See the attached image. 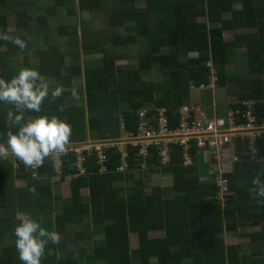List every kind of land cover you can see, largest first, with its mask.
I'll list each match as a JSON object with an SVG mask.
<instances>
[{"label":"trees","instance_id":"16d2710c","mask_svg":"<svg viewBox=\"0 0 264 264\" xmlns=\"http://www.w3.org/2000/svg\"><path fill=\"white\" fill-rule=\"evenodd\" d=\"M0 33L26 44L0 40V79L34 68L49 87L40 112L20 109L23 122L55 116L71 125L67 144L103 142L104 152L83 150V173L73 151L59 156L60 173L51 153L35 176L10 151L0 159V264H22L13 230L25 217L60 235L41 264H264V198L253 183L264 182V144L257 158L233 164L221 196L202 180L214 161L191 151L187 163L171 144L167 164L152 148L143 167L137 148L126 144L123 156L117 145L123 129L136 132L142 107H165L173 119L193 102L208 61L217 80L206 89L223 88L232 107L257 100L264 111V0H0ZM239 56L240 76L229 68ZM9 111L17 109L0 102L5 147L19 127Z\"/></svg>","mask_w":264,"mask_h":264},{"label":"built area","instance_id":"2783aa9c","mask_svg":"<svg viewBox=\"0 0 264 264\" xmlns=\"http://www.w3.org/2000/svg\"><path fill=\"white\" fill-rule=\"evenodd\" d=\"M206 65L210 68L211 74L207 83L199 84L198 89L204 90L215 86L217 80L215 69L210 61ZM190 87L194 88L192 83ZM237 101H234L238 104L235 107L225 104L224 112L221 114L217 112L214 102L211 104V111L199 103L181 104L174 109L173 119L168 116L165 107L153 109L142 107L138 112L136 132L123 129L117 145L122 149L123 156L127 155L126 144L130 143L132 147L137 148L136 154L144 158L143 167L146 165L145 158L151 155L152 148L158 151L160 162L167 164L170 159L171 144L183 149V157L187 163L193 162L191 151L195 158L200 157L202 160L200 163L209 166L214 161L215 163H211V170L202 180L214 181L221 196V193L229 190V180L224 175L231 171L233 164L241 161L244 155H249L251 159L257 158L264 144V111L259 107V101L254 99ZM173 121L174 126H172ZM122 128H124L123 123ZM102 143L87 141L66 144L63 152L52 153L54 170L60 173L59 156L73 151L76 153L74 164L79 172L83 173L82 151H90L94 148L103 159ZM17 164L19 168L18 162L14 165ZM25 168L31 170L33 176L36 175L37 168L28 166Z\"/></svg>","mask_w":264,"mask_h":264},{"label":"clouds","instance_id":"9594fccd","mask_svg":"<svg viewBox=\"0 0 264 264\" xmlns=\"http://www.w3.org/2000/svg\"><path fill=\"white\" fill-rule=\"evenodd\" d=\"M0 40H10L20 49L26 47L25 41L18 36L0 33ZM62 91V86H57L51 91V96L58 97ZM48 95V84L34 68H22L8 81L0 79V102L9 103L17 109L16 112L9 111L7 118L19 126L15 133L8 132L7 147L0 144V159L7 158L10 151L11 155L22 161L25 166L39 168L50 153L65 150L72 133L71 125L66 121L55 116H39L23 122L24 113L20 109L40 112L41 103ZM73 95H76L75 91ZM253 183L257 186L255 195L264 198V182L257 178ZM30 191L35 192V189ZM13 232L16 237L15 248L22 264H41L46 245L49 242L58 244L60 241L59 233L46 230L28 217L21 219ZM48 254L51 255V249Z\"/></svg>","mask_w":264,"mask_h":264},{"label":"rangeland","instance_id":"374dc122","mask_svg":"<svg viewBox=\"0 0 264 264\" xmlns=\"http://www.w3.org/2000/svg\"><path fill=\"white\" fill-rule=\"evenodd\" d=\"M104 23H106V21L104 20ZM227 39H232L231 36L227 35L226 36ZM192 54V53H190ZM101 54L99 53H96L94 54V56H91L92 58L94 59H97L98 57H100ZM84 57H87L86 55L83 56ZM245 60H244V56H239V57H236V61L233 62L229 68H230V72L234 73V74H237L238 76H240L241 74H243V71L245 70L246 68V65H245ZM203 93H205L204 95V102H206V104H213V102L215 103L216 107H222L226 100L229 101V99H232L231 97H227V95H225V91L223 88H215L211 91V89H206L203 91ZM227 98V99H226ZM191 102V101H190ZM13 168H15V170L17 171L18 169V164L17 165H14ZM165 178V176H163ZM163 177H160L158 178V176H154L152 177V180L153 181H159L160 184H164V181L165 179ZM151 180V178H150ZM18 185H22L19 183V181L17 182ZM60 194H61V190L60 189H57ZM162 232H153V236H157V235H161ZM227 237H231L233 234H230V233H226L225 234Z\"/></svg>","mask_w":264,"mask_h":264},{"label":"crops","instance_id":"0c3cea01","mask_svg":"<svg viewBox=\"0 0 264 264\" xmlns=\"http://www.w3.org/2000/svg\"><path fill=\"white\" fill-rule=\"evenodd\" d=\"M205 90H206V89H205ZM203 91H204V90L201 89V90H199V91H196V93H194V95H193V97H192L193 102L195 101V102L199 103L201 106L206 107V108L208 109V111H211V110H210L211 105L206 104V102H204V95H205V93H203ZM226 99H227V98H226ZM229 100H231V99H229ZM227 102H228V100H226L225 104H227ZM225 104H224L222 107H216L218 113L221 114V113L224 112ZM162 234H163V232H162ZM162 234H161V235H162ZM161 235H157V236H161ZM150 236L153 237V233H150Z\"/></svg>","mask_w":264,"mask_h":264}]
</instances>
